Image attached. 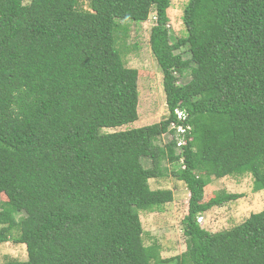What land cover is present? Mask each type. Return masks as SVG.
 <instances>
[{
	"label": "trees",
	"instance_id": "trees-1",
	"mask_svg": "<svg viewBox=\"0 0 264 264\" xmlns=\"http://www.w3.org/2000/svg\"><path fill=\"white\" fill-rule=\"evenodd\" d=\"M25 2L0 0V245L28 252L3 264H264V210L229 231L202 225L244 198L220 192L206 202L212 179L251 175L264 192V0H189L176 43L171 0H90L89 11L79 0ZM153 11L168 118L104 134L139 121L140 72L124 61L133 51L124 23H146ZM186 72L200 79L182 85ZM172 124L192 129L182 151L159 145ZM164 161L190 194L187 249L168 260L158 244L145 246L141 222V212L174 201L151 189Z\"/></svg>",
	"mask_w": 264,
	"mask_h": 264
},
{
	"label": "rangeland",
	"instance_id": "rangeland-1",
	"mask_svg": "<svg viewBox=\"0 0 264 264\" xmlns=\"http://www.w3.org/2000/svg\"><path fill=\"white\" fill-rule=\"evenodd\" d=\"M31 0H26L29 4ZM189 0H171V8L168 11L171 27V43L185 38L186 28L183 24L184 9ZM80 7L84 11L90 10V0H79ZM156 14L153 11L149 20L143 24H128L129 27L128 45L131 51L124 57L128 68L136 69L140 72L139 79V121L118 129L102 130L104 134H112L121 131H128L147 126L159 124L168 118L169 112L166 103V94L163 85V71L154 57L150 37L156 21ZM184 59L189 61V54L182 50ZM199 76L193 77L190 72L180 76V84L197 82ZM171 139L162 137L159 143L165 146ZM164 177L150 181L153 191L169 190L174 194V201L167 204L162 211L154 213L141 212V222L144 229V244L152 247L156 244L161 249V257L164 260L181 256L186 252V238L183 231V220L188 214V201L190 194L186 185L174 177L172 171L175 167L164 161ZM145 168H152L149 160L144 161ZM204 172V175H208ZM254 180L251 175L243 177H228L223 180L212 179V183L205 190V201L208 202L220 192L231 194H243L244 198L237 202L229 203L220 208H215L204 214L205 220L202 222L203 228L210 233L229 231L244 222L252 214H258L264 210V192L255 193ZM7 201L5 195L0 196V202ZM18 219V218H17ZM15 237L18 233L13 234ZM9 260L27 261L28 252L25 245H15L13 243L0 245V264ZM177 264V262L171 263Z\"/></svg>",
	"mask_w": 264,
	"mask_h": 264
},
{
	"label": "built area",
	"instance_id": "built-area-1",
	"mask_svg": "<svg viewBox=\"0 0 264 264\" xmlns=\"http://www.w3.org/2000/svg\"><path fill=\"white\" fill-rule=\"evenodd\" d=\"M176 115L180 122H184L187 119V113L185 111L177 110ZM171 130L175 131V134H168L166 137L170 138V142H177V150L182 151V149L187 146V134L192 130L191 127H184L183 125L177 126L176 124H172ZM184 159L181 160V164L183 165V169H185ZM202 222V219L201 221Z\"/></svg>",
	"mask_w": 264,
	"mask_h": 264
}]
</instances>
